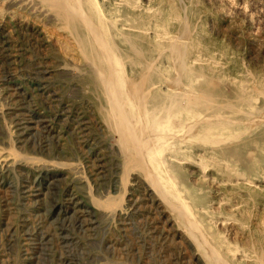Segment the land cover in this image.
Returning a JSON list of instances; mask_svg holds the SVG:
<instances>
[{
  "label": "rangeland",
  "instance_id": "374dc122",
  "mask_svg": "<svg viewBox=\"0 0 264 264\" xmlns=\"http://www.w3.org/2000/svg\"><path fill=\"white\" fill-rule=\"evenodd\" d=\"M193 13L205 45L264 78L263 0H189V29ZM59 32L0 1V264H207L120 149L97 79ZM182 178L229 216L215 233L236 256L264 260V192Z\"/></svg>",
  "mask_w": 264,
  "mask_h": 264
},
{
  "label": "bare ground",
  "instance_id": "6f19581e",
  "mask_svg": "<svg viewBox=\"0 0 264 264\" xmlns=\"http://www.w3.org/2000/svg\"><path fill=\"white\" fill-rule=\"evenodd\" d=\"M0 1L61 32V45L97 79L120 149L207 264H264L257 254L236 256L215 233L229 216L182 178L264 192V162L255 160L264 154V78L205 45L197 13L189 29V0ZM219 200L223 211L241 206Z\"/></svg>",
  "mask_w": 264,
  "mask_h": 264
}]
</instances>
